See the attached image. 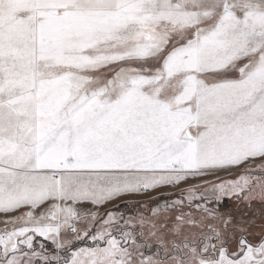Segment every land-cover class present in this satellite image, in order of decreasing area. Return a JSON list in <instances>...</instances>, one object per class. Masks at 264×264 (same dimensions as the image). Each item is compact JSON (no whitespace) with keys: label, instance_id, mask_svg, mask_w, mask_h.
Listing matches in <instances>:
<instances>
[{"label":"snow or ice","instance_id":"obj_1","mask_svg":"<svg viewBox=\"0 0 264 264\" xmlns=\"http://www.w3.org/2000/svg\"><path fill=\"white\" fill-rule=\"evenodd\" d=\"M0 264H264V0H0Z\"/></svg>","mask_w":264,"mask_h":264},{"label":"rangeland","instance_id":"obj_2","mask_svg":"<svg viewBox=\"0 0 264 264\" xmlns=\"http://www.w3.org/2000/svg\"><path fill=\"white\" fill-rule=\"evenodd\" d=\"M154 196L156 195L155 193L153 194ZM141 199H143V198H141ZM154 206V205H153Z\"/></svg>","mask_w":264,"mask_h":264}]
</instances>
